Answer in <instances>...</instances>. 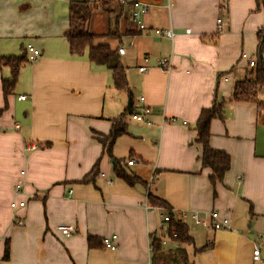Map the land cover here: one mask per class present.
<instances>
[{"label":"crops","instance_id":"0c3cea01","mask_svg":"<svg viewBox=\"0 0 264 264\" xmlns=\"http://www.w3.org/2000/svg\"><path fill=\"white\" fill-rule=\"evenodd\" d=\"M100 1L0 0V60L24 51L28 59L27 44L39 51L7 95L2 83L10 70L0 62V264H264V90L256 102L232 101L235 83L254 69L248 61L257 64L263 3L135 0L149 5L140 30L130 4L106 0L88 26L95 45L124 49L119 60L127 89L117 90L105 66L90 63L86 53H69L64 35L72 2ZM169 28L172 40L155 34ZM162 57L170 58L169 71L158 68ZM221 102L222 118L210 121L209 146L225 152L230 166L212 184L194 125L202 109ZM145 106L150 125L131 117ZM119 118L127 133L115 139L111 153L134 159L124 169L142 183L132 186L114 175L103 143ZM33 143L38 147L27 150ZM17 183L22 194L15 196ZM148 191L175 218L186 214L179 220L193 243L172 241L166 213L150 207ZM13 199L25 206L13 211ZM212 211L229 227H197L190 218L197 212L210 222ZM58 225L74 232L63 235ZM112 235L114 250L88 246L89 238L102 243ZM154 240L161 244L157 255Z\"/></svg>","mask_w":264,"mask_h":264},{"label":"trees","instance_id":"16d2710c","mask_svg":"<svg viewBox=\"0 0 264 264\" xmlns=\"http://www.w3.org/2000/svg\"><path fill=\"white\" fill-rule=\"evenodd\" d=\"M258 1L262 2L264 5V0ZM106 2V0H101L98 4L72 2L68 9V27L65 30L64 35L68 41L69 53L72 56H81L86 53L90 63L105 66L110 71L112 84L115 89H127L124 67L119 60L118 49H112L106 44L95 45L94 40L97 35L90 32L88 26L93 13L106 7ZM116 3L120 6L123 5L118 1H116ZM258 41L257 64L254 69L247 73L245 79L235 83L232 93V101L256 102L258 93L261 90H264V29L263 31H258ZM0 62L10 70L9 78L3 80L2 83L3 92L7 95L13 90L18 78L19 70L26 62H28V59L26 52L24 51L18 56L2 58ZM222 111V102L219 104H213L210 108L202 109L194 125V131L196 133L195 142L201 147L199 160L202 167H208L211 169L212 174L209 176V179L212 184L220 182L230 166L229 156L225 152L212 149L209 146L210 121L213 118H222ZM130 112L131 102H129L126 107V113L129 114ZM126 133V124L122 121V118L116 119L114 120L110 133L105 137L106 140H103V143L108 141L105 149L112 160L114 175L122 179L126 184L132 186L136 183H142V180L136 175L128 174L124 169L128 164L122 159L114 158L111 153V148L115 139ZM87 179L88 178L83 181H86ZM147 202L150 207L161 208L166 213V216H168L167 233L171 236L170 231L172 229L175 230L176 236L172 238L174 243L180 246L193 243L188 232L187 224L182 220H179V218H175L172 208L162 198H159L148 191ZM98 244L103 247V244L100 243V241L93 238L88 239L89 247H95ZM151 245L153 254L157 255L161 251L160 241L154 240ZM5 256H7V246Z\"/></svg>","mask_w":264,"mask_h":264},{"label":"built area","instance_id":"2783aa9c","mask_svg":"<svg viewBox=\"0 0 264 264\" xmlns=\"http://www.w3.org/2000/svg\"><path fill=\"white\" fill-rule=\"evenodd\" d=\"M121 3H128L131 5V20L132 22L140 29V30H144V24L141 20V17L148 12L149 9V5L147 3H142V2H138L135 0H118ZM220 19H217L216 23L218 26V31L221 30V26H220ZM186 33H189V29L185 30ZM155 34L158 36H165L167 38H169L170 40L173 39L174 37V32L171 28L167 29V30H155ZM26 50L28 51V59L30 62H33L37 59V57L39 56V51L36 50L35 48H33L30 44L26 45ZM118 53L119 54H123L124 53V49L122 47L118 48ZM148 58L144 57V60L146 61ZM171 60L168 57H162L161 59L158 60L157 62V66L158 68L164 70V71H169L171 69ZM248 66L250 68H254L256 66V60L255 59H250L248 61ZM146 67L145 66H140L139 67V71H145ZM151 114V110L149 107H144L142 110L137 111V112H132L131 117L138 121V122H144L147 125L151 124V121L149 120V116ZM171 121H175L174 118H171ZM186 122H183V124H185ZM38 147V144L33 143V144H28L26 146L27 150H32ZM126 163L128 165H132L134 163V159H128L126 161ZM21 175L24 174V171L20 172ZM101 176H103V173H101ZM14 195H21L22 194V184L21 183H17L14 186ZM69 193H71V190H69ZM25 206V201L24 200H17V199H13V201L10 203V207L12 208L13 211L22 208ZM210 217V222H208L205 218H203L199 213L197 212H193L190 214V218L191 220L196 224V225H201L203 227H210L213 230H218V229H226L229 227V220L227 218L224 217H220L219 214L216 211H212L209 214ZM179 218H186V214L181 213ZM163 222L165 223V226L167 227V222H168V216H164L163 217ZM13 224L21 226L23 225V222L19 219H14L13 220ZM57 229L63 234V235H70L72 232H74V228L70 225H58ZM167 231V229H166ZM171 236L168 235L171 239L173 237L176 236V232L175 230H171L170 231ZM115 235H112L111 237H104L102 238V244L104 248L110 249V250H114L116 249V246L112 243V240L115 239ZM165 243V240L164 242ZM259 251H260V247L258 245H255L253 248V258L255 260L259 259Z\"/></svg>","mask_w":264,"mask_h":264},{"label":"rangeland","instance_id":"374dc122","mask_svg":"<svg viewBox=\"0 0 264 264\" xmlns=\"http://www.w3.org/2000/svg\"><path fill=\"white\" fill-rule=\"evenodd\" d=\"M93 30V29H92ZM197 227H201V225H196Z\"/></svg>","mask_w":264,"mask_h":264}]
</instances>
